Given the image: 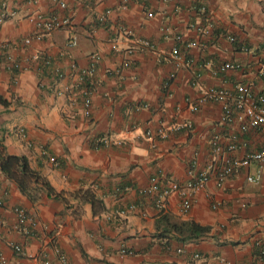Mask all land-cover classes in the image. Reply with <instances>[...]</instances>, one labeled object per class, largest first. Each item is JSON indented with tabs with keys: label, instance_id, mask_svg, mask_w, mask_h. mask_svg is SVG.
<instances>
[{
	"label": "crops",
	"instance_id": "obj_1",
	"mask_svg": "<svg viewBox=\"0 0 264 264\" xmlns=\"http://www.w3.org/2000/svg\"><path fill=\"white\" fill-rule=\"evenodd\" d=\"M4 6L15 14L0 29V96L7 101L0 103V142L8 154L27 157L58 195L42 190L34 202L0 170L6 193L0 252L8 264H62L61 254L69 264H264L258 255L264 245V164L251 163L222 185L214 173L187 214L177 193L164 211L147 194L154 178L184 183L192 162L204 170L215 137L226 153L220 164L231 134L240 136L231 158L264 149V129L242 131L240 115L226 122L221 103L201 102L210 88L238 84L264 94V0H68L73 26L30 45L24 40L36 28L29 13L63 12L53 0H0V16ZM205 17L212 26L208 35L199 31ZM74 38L77 45L70 47ZM143 40L154 50H142ZM174 48L185 55L181 67ZM95 54L102 60L86 117L81 101L56 94L52 70L63 72L61 85L67 86ZM45 57L52 67L40 65ZM228 62L242 68L221 70ZM160 127L169 136L149 139L147 132ZM103 137L109 146H97ZM17 207L38 224L30 235L17 226ZM178 220L211 231L183 242L171 231Z\"/></svg>",
	"mask_w": 264,
	"mask_h": 264
},
{
	"label": "built area",
	"instance_id": "obj_2",
	"mask_svg": "<svg viewBox=\"0 0 264 264\" xmlns=\"http://www.w3.org/2000/svg\"><path fill=\"white\" fill-rule=\"evenodd\" d=\"M129 1V0H127ZM61 12L54 13L52 15H45L40 12H32L27 16L28 21L36 28V34L31 38L24 40L25 45H30L32 40L43 41L49 36L52 32L61 29H67L73 26L74 24V13L69 9L68 0H53ZM199 10L202 13L206 12V7L201 5ZM15 12L8 11L7 7L4 6V12L0 16V29L2 28L4 22L9 16H13ZM150 16H153L150 13ZM100 22H105V17L99 18ZM202 23L206 26L199 31L203 35L210 34L212 26L208 18H203ZM230 41L235 42L234 37H230ZM77 45V40L74 38L70 41L69 46L74 47ZM191 46H196L197 43H191ZM142 50L151 49L154 50L153 44L148 40L141 41ZM114 49L118 50L117 46L114 45ZM126 53H133L132 49L126 51ZM173 59L176 62L177 67H181L185 64V55L182 54L179 48H174L171 52ZM7 59L13 63V67L19 68L17 62H14L10 56H7ZM102 57L99 54L91 56L90 66L78 72L76 79L67 86H62L61 82L64 79V74L60 69L54 68L53 72V87L57 88L56 94L58 96H66L71 101H81L83 105L84 114L86 117H91L92 115V106H93V96L95 94V75L98 70V66L101 63ZM40 65L46 69V67H52V60L49 57L43 58V61ZM130 63L125 62L124 67H129ZM242 68L238 63L228 62L225 63L221 70H238ZM17 70V69H16ZM19 70V69H18ZM17 70V72H18ZM264 73V71L262 72ZM14 77H17L15 73ZM212 101L221 103L223 106L224 117L223 120L226 122H232L234 116L237 113L243 119L242 131H248L250 129H264V94H258L254 91V88L250 84H238L234 89H216L210 88L206 91L201 102ZM196 109V108H195ZM185 127L190 128V124H185ZM182 126H179L178 129H181ZM19 132L26 139V134L23 129H20ZM169 129L160 127L156 133L149 130L147 136L149 139L155 140L156 137L160 139H166L169 136ZM240 136L238 133L231 134L229 137V144L227 145V158L222 160L223 163L219 162L220 154H225L224 147L221 144L220 138L215 137L212 141L213 152L209 157V162L207 167L204 170H198L196 162H192L188 168V177L189 179L184 182L169 181H160L159 178L152 179L151 186L148 190L149 195L154 197L155 207L164 211L167 209L168 198L173 194L177 193L180 197L181 212L187 214L194 203L195 193L205 188L209 183L212 175L217 174L218 184L222 185L226 178L239 172L241 168L248 167L251 163L257 162L260 165L264 164V149L259 151H254L246 154L242 158H231V153L235 152L239 146ZM110 140L108 138H101L97 140V146H109ZM45 151V150H44ZM51 161L55 163L56 159L51 158ZM250 181H255L253 177H248ZM259 179V177H258ZM5 190L3 189L0 183V207L4 206L5 203ZM137 206H131L132 210H135ZM15 214L17 217V226L23 227L25 229V234L30 235L37 226V222L33 219L30 213L21 207L15 208ZM17 227V229H18ZM15 252L24 254V250L20 245H12ZM125 255H132V251L124 249L122 251ZM258 255L262 262H264V245H258ZM59 259L62 264H69L68 258L65 255H60ZM0 264H8V260L3 253L0 252ZM46 264H51L47 262Z\"/></svg>",
	"mask_w": 264,
	"mask_h": 264
},
{
	"label": "trees",
	"instance_id": "obj_3",
	"mask_svg": "<svg viewBox=\"0 0 264 264\" xmlns=\"http://www.w3.org/2000/svg\"><path fill=\"white\" fill-rule=\"evenodd\" d=\"M0 103L6 105L7 101L0 96ZM55 164L57 165V160ZM0 170L6 178L18 185L22 194L34 202L37 201L42 190L58 197L48 180L31 168L27 157L8 154L2 142H0ZM171 227V231L182 236L183 242L199 240L211 231L209 227L181 220L173 222Z\"/></svg>",
	"mask_w": 264,
	"mask_h": 264
}]
</instances>
